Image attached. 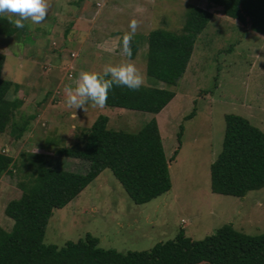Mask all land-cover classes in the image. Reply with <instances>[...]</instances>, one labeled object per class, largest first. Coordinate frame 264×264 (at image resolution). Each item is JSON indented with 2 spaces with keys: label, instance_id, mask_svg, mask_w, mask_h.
<instances>
[{
  "label": "rangeland",
  "instance_id": "1",
  "mask_svg": "<svg viewBox=\"0 0 264 264\" xmlns=\"http://www.w3.org/2000/svg\"><path fill=\"white\" fill-rule=\"evenodd\" d=\"M190 5L208 11L210 18L195 37L183 73L174 85L146 76L149 31L179 33ZM132 19L139 28L131 61L143 74V85L169 89L173 97L156 114L89 104L87 111L77 109L74 116V109L65 104V88L75 86L81 71L102 72L106 64L128 61L117 45ZM0 53L1 78L17 85L5 98L21 101L11 121L31 117L18 139L9 134V127L0 133V152L13 160L9 173L0 177L2 230L8 231L12 224L4 206L20 195L18 184L27 182L39 163L85 170L86 162L59 155L57 149L81 148L94 118L104 115L107 128L125 132H135L155 119L170 188L146 203L134 204L105 168L62 208L52 210L44 244L60 247L89 233L97 238V246L125 252L147 250L173 238L179 229L193 240L222 224L249 235L264 232V185L241 197L209 189V164L220 149L223 115H240L264 129V34L248 23L223 15L211 0H50L41 24L25 22L18 37L0 35ZM192 109L193 116L184 119ZM34 147L38 152L32 153Z\"/></svg>",
  "mask_w": 264,
  "mask_h": 264
},
{
  "label": "trees",
  "instance_id": "2",
  "mask_svg": "<svg viewBox=\"0 0 264 264\" xmlns=\"http://www.w3.org/2000/svg\"><path fill=\"white\" fill-rule=\"evenodd\" d=\"M223 15L248 23L264 34V0H211ZM210 13L188 6L179 33L162 29L149 31L145 61L146 76L174 85L184 71L197 34L205 27ZM24 33L0 17V35ZM138 48L132 41V57ZM129 59L128 57H126ZM4 55L0 53V133L18 139L28 124L11 121L21 105L5 93L11 81L1 78ZM166 88L142 85L137 91L113 87L107 107L158 113L173 97ZM192 109L184 119L193 116ZM221 145L209 164V189L212 193L235 197L264 185V129H258L236 114L223 115ZM107 117L97 115L88 127L81 148L61 147L57 154L86 162L82 172L58 169L39 163L29 180L19 183L20 195L9 200L3 212L11 221L8 231L0 228V264H264V232L245 234L222 224L213 233L193 240L182 229L171 239L154 243L147 250L118 252L97 246V238L86 233L82 239L67 240L60 247L42 242L48 218L55 208L72 200L103 169L110 170L128 198L143 204L170 188L156 121L153 117L135 132L106 127ZM181 126L176 139L179 141ZM12 158L0 152V177L9 173Z\"/></svg>",
  "mask_w": 264,
  "mask_h": 264
},
{
  "label": "clouds",
  "instance_id": "3",
  "mask_svg": "<svg viewBox=\"0 0 264 264\" xmlns=\"http://www.w3.org/2000/svg\"><path fill=\"white\" fill-rule=\"evenodd\" d=\"M50 0H0V17H6L8 22L18 29L25 27V22L32 25L41 24L47 17ZM139 28L135 19L129 21L128 31L120 38L117 45L128 61L118 65L106 64L102 72L81 71L75 86L65 88V104L68 108L87 111V106L103 109L108 100L109 91L113 87H126L137 91L145 83L143 74L131 61L132 41ZM115 49H112L114 51ZM38 152L34 147L32 153Z\"/></svg>",
  "mask_w": 264,
  "mask_h": 264
}]
</instances>
